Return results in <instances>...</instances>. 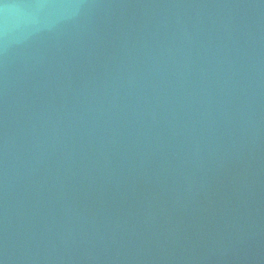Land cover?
<instances>
[{"label": "water", "instance_id": "water-1", "mask_svg": "<svg viewBox=\"0 0 264 264\" xmlns=\"http://www.w3.org/2000/svg\"><path fill=\"white\" fill-rule=\"evenodd\" d=\"M0 264H264V0H0Z\"/></svg>", "mask_w": 264, "mask_h": 264}]
</instances>
